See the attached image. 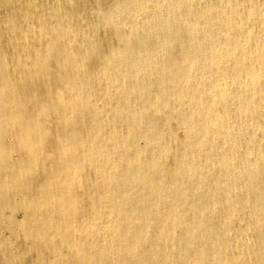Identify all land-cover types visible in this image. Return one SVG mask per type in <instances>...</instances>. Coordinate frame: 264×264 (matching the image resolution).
<instances>
[{
	"label": "bare ground",
	"instance_id": "6f19581e",
	"mask_svg": "<svg viewBox=\"0 0 264 264\" xmlns=\"http://www.w3.org/2000/svg\"><path fill=\"white\" fill-rule=\"evenodd\" d=\"M1 30L30 264L264 262V0H0Z\"/></svg>",
	"mask_w": 264,
	"mask_h": 264
},
{
	"label": "rangeland",
	"instance_id": "374dc122",
	"mask_svg": "<svg viewBox=\"0 0 264 264\" xmlns=\"http://www.w3.org/2000/svg\"><path fill=\"white\" fill-rule=\"evenodd\" d=\"M0 31V48L4 47V41L6 39L4 37L6 31ZM3 34V35H2ZM3 36V38H1ZM3 42V43H2ZM34 93V90L31 89ZM61 112L57 110L56 114L59 115ZM53 118L54 115H51ZM49 117V118H51ZM79 128L77 125L76 127H68L66 131H71L72 129ZM141 144V143H139ZM15 154L12 153L9 156V161L16 157ZM44 164V163H43ZM48 165V164H46ZM31 176V182L24 187H31L32 189H36L41 186V178L43 176L44 170H47L45 164ZM87 169V170H86ZM43 171V172H42ZM89 172V169L86 167L84 168V172L82 173L83 177H87V179L91 178L92 173ZM89 190V188L87 189ZM8 200V201H7ZM19 200L20 195L16 192H5L3 191L0 195V264H30L34 261V252H32V235L31 233L34 232V229H31L28 226V217L29 213L22 207H19ZM10 213V214H9ZM3 214V215H2ZM34 215L38 216V212ZM26 216V217H25ZM28 235V236H27ZM23 238V239H22ZM24 240V241H23ZM58 241V239H55ZM27 248V249H26ZM44 261H50L51 256L45 255ZM264 264V262L262 263Z\"/></svg>",
	"mask_w": 264,
	"mask_h": 264
}]
</instances>
